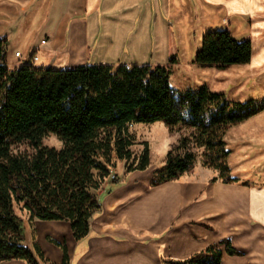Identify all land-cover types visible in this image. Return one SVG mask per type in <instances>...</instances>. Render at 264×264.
<instances>
[{
    "label": "trees",
    "instance_id": "1",
    "mask_svg": "<svg viewBox=\"0 0 264 264\" xmlns=\"http://www.w3.org/2000/svg\"><path fill=\"white\" fill-rule=\"evenodd\" d=\"M250 40L227 30L207 32L195 64L204 67L248 65ZM8 40L0 35V263L55 264L39 245L26 244L25 220L65 221L76 241L87 237L90 221L101 210L99 194L115 160L136 162L127 172L151 165L148 144L133 158L129 127L163 122L171 132L188 130L155 171L152 186L179 179L194 165L191 146L203 149V166L218 171L223 182L235 181L228 164L226 131L264 111V101H231L207 86L177 91L168 66L86 64L72 69L40 68L32 63L10 68ZM172 57L170 64H176ZM54 135L60 148L43 140ZM28 144L33 152L15 153ZM132 161V162H133ZM211 182H215L212 180ZM117 183L113 181V185ZM240 255L229 241L220 244ZM220 245L165 264H223ZM61 264H70L66 248Z\"/></svg>",
    "mask_w": 264,
    "mask_h": 264
},
{
    "label": "crops",
    "instance_id": "2",
    "mask_svg": "<svg viewBox=\"0 0 264 264\" xmlns=\"http://www.w3.org/2000/svg\"><path fill=\"white\" fill-rule=\"evenodd\" d=\"M182 1L0 0V35L8 38V49L18 40L29 57L37 51L40 68L151 64L153 31L160 33L162 24L171 26L170 11ZM195 1L225 17L245 18L252 43L251 62L246 66L264 67V17H259L264 15V0ZM20 18L30 20L16 29ZM142 33L147 37H139ZM157 169L151 164L144 171L127 172L101 199L89 235L80 241L68 222L34 220L36 242L45 258L61 264L64 246L70 264H165L186 260L227 240L240 255L231 256L220 245L223 264H264V188L236 180L196 187L183 178L187 172L152 186Z\"/></svg>",
    "mask_w": 264,
    "mask_h": 264
},
{
    "label": "rangeland",
    "instance_id": "3",
    "mask_svg": "<svg viewBox=\"0 0 264 264\" xmlns=\"http://www.w3.org/2000/svg\"><path fill=\"white\" fill-rule=\"evenodd\" d=\"M175 4L176 7L171 9V17L168 20L171 26L167 25L165 28L162 24L160 33L158 30L153 31L155 55H152L151 61L152 65L169 67L172 88L177 91L197 90L206 85L214 92L224 93L231 101L247 102L254 100L255 102H263L264 67L251 69L246 65H238L220 69L216 66L204 67L194 63L196 53L202 45V34L207 31L227 30L237 40H249L247 20L245 18L225 17V14L217 13L210 6H200L195 0H185ZM259 17L263 18L264 15ZM29 20L20 18L16 29L21 27L22 23H28ZM139 37H147V35L142 33L139 34ZM23 48L22 43L18 40L9 47L8 67H20L31 63L28 60L25 61L28 52H24ZM15 50H19L21 58L15 56L17 53H14ZM34 54L37 55V51ZM39 56L44 58L42 52L39 53ZM171 57L177 58V64L169 63ZM32 64L36 67L41 66L37 61L32 62ZM129 133L134 140L131 147L133 158H138L142 154L145 143H147L151 164L158 169L165 164L168 152L175 150L180 145L181 138L189 135L188 130L171 132L163 122L132 125L129 127ZM224 141L227 150L230 151L228 164L231 169V177L241 185L263 189L264 111L242 124L230 127L226 131ZM43 144L55 148L62 146L54 135L47 136L43 140ZM190 149L195 154V161L193 167L183 175V178L188 179L190 185L193 184L196 187L212 180L223 182L224 179L220 177L218 171L203 166V149L193 146ZM13 151L22 154L33 152L28 144L14 147ZM132 161H114L110 176L105 181L98 196L100 203L110 191L115 189L116 185H113V181L118 183L123 180L128 169L136 166V162ZM16 211L25 220L26 244L32 246L36 242L34 221L29 222L27 213L21 211L20 208L17 207Z\"/></svg>",
    "mask_w": 264,
    "mask_h": 264
},
{
    "label": "built area",
    "instance_id": "4",
    "mask_svg": "<svg viewBox=\"0 0 264 264\" xmlns=\"http://www.w3.org/2000/svg\"><path fill=\"white\" fill-rule=\"evenodd\" d=\"M46 43V40H42L41 41V44L42 45H44ZM15 56L16 57H18V58H21V53L20 52H17L16 54H15ZM28 60V62H34V61H38V57H37V55L36 54H32L30 57L29 56H27V59L25 60V61H27ZM28 64V63H27Z\"/></svg>",
    "mask_w": 264,
    "mask_h": 264
},
{
    "label": "bare ground",
    "instance_id": "5",
    "mask_svg": "<svg viewBox=\"0 0 264 264\" xmlns=\"http://www.w3.org/2000/svg\"><path fill=\"white\" fill-rule=\"evenodd\" d=\"M108 202V201H107ZM229 261V260H228Z\"/></svg>",
    "mask_w": 264,
    "mask_h": 264
}]
</instances>
